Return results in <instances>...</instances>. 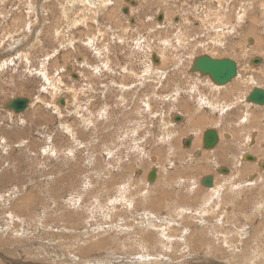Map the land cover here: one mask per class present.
<instances>
[{
	"label": "rangeland",
	"instance_id": "rangeland-1",
	"mask_svg": "<svg viewBox=\"0 0 264 264\" xmlns=\"http://www.w3.org/2000/svg\"><path fill=\"white\" fill-rule=\"evenodd\" d=\"M106 2L76 0L67 17L66 0H0V264H264V106L243 102L250 77L264 89V62H248L264 60V0H136L131 15ZM200 55L233 59L241 78L213 89L189 67ZM15 97L33 102L5 109ZM207 129L222 138L205 149Z\"/></svg>",
	"mask_w": 264,
	"mask_h": 264
},
{
	"label": "bare ground",
	"instance_id": "bare-ground-1",
	"mask_svg": "<svg viewBox=\"0 0 264 264\" xmlns=\"http://www.w3.org/2000/svg\"><path fill=\"white\" fill-rule=\"evenodd\" d=\"M40 1V0H39ZM75 1L76 0H66V3L63 5V7H62V9H63V11H62V13H64V15H67L65 12H66V10L68 9L69 11H70V9H71V11H72V8H73V6H74V4H75ZM199 1H203V2H208V1H211V0H199ZM111 2V0H107V2H106V4H105V6H107L109 3ZM139 2V1H138ZM137 2V3H138ZM137 3H136V0H129V3H128V5H130V6H128L127 7V9H128V11L127 12H129V15H131L132 14V12H133V7L134 6H137ZM165 3V2H164ZM219 3H220V6H222L221 4L223 3H221V0H219ZM225 3H226V5L227 6H224L222 9H224L225 8V10H229L228 9V7H229V5H230V3H232V0H225ZM253 3H254V1H253ZM173 4V3H172ZM205 4V3H204ZM203 4V5H204ZM210 4V3H209ZM208 4V5H209ZM110 5V4H109ZM202 5V6H203ZM206 5V4H205ZM225 5V4H224ZM232 5H233V3H232ZM133 6V7H132ZM200 6V5H199ZM210 6V5H209ZM216 6V5H215ZM235 6V5H234ZM233 6V7H234ZM29 7V6H28ZM39 7V6H38ZM102 7V6H101ZM123 7V6H122ZM160 7V6H159ZM201 7V6H200ZM208 7V6H207ZM212 7V6H211ZM218 7V6H217ZM250 7H253V4H251V5H247V6H244V5H240L239 7H238V13H239V15H238V18H237V22L236 23H238L239 25H241V26H239L240 27V31L243 29V27L245 26V24H246V22H245V19L247 18V17H249V16H247L249 13L247 12V8L249 9ZM32 9H33V7H31ZM122 9V8H121ZM167 9V8H166ZM215 9V8H214ZM217 9V8H216ZM251 9V8H250ZM262 9V8H261ZM205 10V9H204ZM218 10H220L219 8H218ZM224 10V11H225ZM31 11V10H30ZM68 11V12H69ZM84 11H86V9L84 10ZM210 11H212V10H210ZM31 12H33V11H31ZM160 12V11H159ZM159 12H157V14L155 15V20L157 19V15L159 14ZM215 12H218V11H214V13ZM226 12V11H225ZM232 12H234V10L232 11ZM247 12V13H246ZM41 13V12H40ZM220 14V13H219ZM162 15V19H161V21H159L158 22V24L157 23H155L157 26H161V25H159V23H163L162 24V27H164L165 26V24L167 23V21H168V14H167V12H165V11H163V14H161ZM210 16H213L212 14H209ZM215 15V14H214ZM217 15H218V13H217ZM181 16V15H180ZM231 16H232V14H231ZM67 17H68V15H67ZM198 17V16H197ZM218 17V16H217ZM219 17H220V15H219ZM218 17V18H219ZM230 17V16H229ZM228 17V18H229ZM217 18V19H218ZM224 18V17H223ZM227 18V19H228ZM152 19H154V17L152 18ZM216 19V20H217ZM93 20V19H92ZM151 20V19H150ZM176 20V19H175ZM213 20V19H212ZM172 21V20H171ZM208 21V20H207ZM94 22H96L95 24H97V22H98V20L96 19V18H94ZM223 22V21H222ZM229 23V22H228ZM245 23V24H244ZM195 24V23H194ZM215 24H216V22H215ZM214 24V25H215ZM164 25V26H163ZM181 25V24H180ZM217 25V24H216ZM229 25H230V23H229ZM200 26V25H199ZM231 26V25H230ZM237 26V25H236ZM187 27V26H186ZM229 26H228V24H227V28H228ZM190 28V27H189ZM212 28H214L213 30H214V32H216L217 34V36L215 37V39H216V42H215V46L216 45H222L223 46V37H225L224 35H223V33H220L219 31L217 32V30H219L218 28H219V25L218 26H212ZM234 28V27H233ZM205 29V28H204ZM223 29V28H222ZM232 29V28H231ZM235 29V28H234ZM192 30V29H191ZM194 30V29H193ZM229 30L230 29H227V32H229ZM197 32V31H196ZM222 32V31H221ZM223 32H224V30H223ZM57 33V32H56ZM211 32H210V29H208V33L207 34H204V36H206V35H208V34H210ZM177 34H179V33H177ZM212 34V33H211ZM220 34V35H219ZM230 34H232V33H229V35ZM214 35H215V33H214ZM213 35V36H214ZM210 36V35H209ZM142 37V36H141ZM177 37H179V36H177ZM207 37V36H206ZM250 37V36H249ZM249 37H247V39L249 38ZM180 38V37H179ZM197 38V37H196ZM210 39V38H209ZM247 39H246V41H247ZM255 40V39H254ZM253 40V41H254ZM250 41V40H249ZM163 42H167V41H163ZM251 42V41H250ZM256 43V40L254 41V44ZM165 44V43H164ZM208 44V43H207ZM253 44V45H254ZM251 46V45H250ZM258 47H259V43H256V45H254V46H252V49L254 48H256V49H258ZM211 48H213V47H211ZM247 48V47H246ZM215 49V48H214ZM213 49V50H214ZM246 50V49H245ZM247 50H248V48H247ZM215 52V51H214ZM209 53V52H208ZM158 54V53H157ZM153 55H155V57H156V54H152V57H153ZM158 56L159 57H156L157 58V60H158V62H150V63H152L153 64V66H151V68L152 69H150V71H152V70H154V71H156L158 74H160V75H164V73L165 72H163L164 70H159V69H161L160 67L164 64V62H165V59H164V57L162 56V54H158ZM200 56H202V55H200ZM199 57V56H198ZM159 58V59H158ZM197 57H193V59H194V61H195V59H196ZM255 58V57H254ZM259 59H261V62L263 63L264 62V60L262 59V58H260V57H258ZM179 59H180V57H179ZM252 59H253V57H251L250 58V61H248V62H252ZM152 60H153V58H152ZM151 61V60H150ZM260 62V63H261ZM83 63V62H82ZM149 63V64H150ZM154 63H156V64H159V65H155ZM176 63V62H175ZM260 63L259 64H257V63H252L251 65H260ZM181 63H179V65H180ZM193 64H194V62H193ZM192 63H191V66H189L190 67V69L192 68ZM176 67H178V65H177V63L175 64V65H173V68H176ZM251 67V66H250ZM149 69V68H148ZM178 69V68H177ZM45 72V71H44ZM147 74H148V72H147ZM46 75V74H45ZM45 75H44V78H45ZM203 76V75H202ZM75 79L77 80V79H79L80 78V76L79 75H75ZM79 77V78H78ZM208 77L211 79V77L208 75ZM241 78V75L239 74V72L237 71V75L233 78V79H238V80H236L235 82H233L230 86H228V87H226L225 88V90L226 91H228L229 89H231V88H233L232 86L233 85H235L236 84V82L237 81H239V79ZM199 78H197L196 80H198ZM53 81V80H52ZM113 81H114V79H113ZM211 82V85H212V88L213 89H220V88H222L221 86H218V84H215L214 82H213V80H211L210 81ZM249 82L250 83H252L253 84V86H252V89L254 88V86L257 84V80L255 79V78H253V77H250L249 78ZM120 84H122V83H120ZM228 83H226V84H224V85H222L223 87L225 86V85H227ZM53 86V85H52ZM259 86V85H258ZM192 88H191V90L189 91V92H197V94H198V84H197V82H195L194 81V83H193V85L191 86ZM251 92V91H250ZM250 92H248V94L247 95H245L244 97H243V102H245V99H247V97H248V95L250 94ZM175 93V92H174ZM177 95V94H176ZM199 96H200V98L201 99H204V98H206L201 92L199 93ZM240 98H238V100H239ZM65 100V101H64ZM63 100V103L65 102V105L64 106H66L67 104H68V99H67V96L65 97V99ZM29 101H30V103L31 102H33V101H31L30 99H29ZM30 103H29V105H30ZM62 104V103H61ZM60 104V105H61ZM247 105H249V104H247ZM264 106V105H263ZM57 107V106H56ZM228 107V106H227ZM60 109V108H59ZM58 109V110H59ZM225 109V108H224ZM57 110V109H56ZM222 110H223V108H222ZM104 111H105V109H104ZM178 113H180V112H178ZM177 115H179V114H175V115H173L174 117H176ZM180 117H181V120L183 121L184 120V118H183V115L180 113V115H179ZM245 116V115H244ZM244 120H247V118L246 117H244V119H243V121ZM175 121V120H174ZM174 123V122H173ZM208 130V129H207ZM217 131V130H216ZM255 131V130H254ZM257 131V130H256ZM217 133H218V135H219V140H218V142L221 140V136H220V134H219V132L217 131ZM203 135H204V133H203ZM246 137H248L246 140H248V141H250V140H252L251 138H250V136L248 135V136H246ZM250 138V139H249ZM188 139V138H187ZM189 139H191L190 141L192 142V138L190 137ZM255 139V138H254ZM204 143V142H203ZM227 148V147H226ZM225 148V149H226ZM233 148V147H232ZM231 148V150L233 151V149ZM224 149V148H223ZM228 149V148H227ZM226 149V150H227ZM238 149V148H237ZM216 150V149H215ZM230 149H229V151H231ZM218 151V150H217ZM213 152V151H212ZM215 152V151H214ZM220 152V151H219ZM197 152L195 151V153L194 154H196ZM193 154V155H194ZM245 154V153H244ZM243 154V155H244ZM249 154V153H248ZM251 154V153H250ZM219 155V154H218ZM253 155V154H252ZM254 156V155H253ZM194 157V156H193ZM220 157V156H219ZM221 157H223V156H221ZM237 157V156H236ZM255 157V156H254ZM241 159H242V157H241ZM217 160H219L218 158H217ZM233 160V159H232ZM212 161L215 163V165L216 166H218L219 167V165L217 164L218 162L215 160V158H212ZM257 161V160H256ZM263 163V162H262ZM261 163V164H262ZM260 165V164H259ZM262 167V166H261ZM154 169V168H153ZM158 169V168H157ZM209 169V168H208ZM218 169H221L220 167L218 168ZM229 169V168H228ZM156 170V169H155ZM156 171H158V170H156ZM230 171H231V169H230ZM237 174H238V177H240V172H239V170H237V172H236ZM236 173H234V174H236ZM229 174V173H228ZM214 176V175H213ZM228 177H230L231 178V174L230 175H228V176H226L225 178H223V180L224 179H227ZM236 177H237V175H236ZM254 180H252V183L254 184L255 183V179L256 178H253ZM217 181V179H216V177H213V188L212 189H209L210 191H211V193H209L210 195H209V197H208V199L206 200V202L208 203V205L209 206H211L212 204H214V205H218V208H219V206H221L222 204H220V202L222 201V198H223V195H224V191H222L221 190V188H222V186H221V184H219V186H217L216 184H215V182ZM225 181H227V180H225ZM228 181H229V179H228ZM231 181V180H230ZM222 183V182H221ZM225 183V182H224ZM230 182H228V184H229ZM242 183V182H241ZM250 183V180H247V182L245 181L244 183H242V184H249ZM253 184H251V185H253ZM150 185H152V184H150ZM227 185V184H226ZM236 185V184H235ZM239 185V184H238ZM248 186H250V185H248ZM224 187H226V186H224ZM238 188V187H237ZM233 190V189H232ZM212 191H213V194H212ZM235 191V190H234ZM256 197V196H255ZM260 197V196H259ZM114 206V205H113ZM260 206V205H259ZM259 206H258V208H259ZM187 210V209H186ZM193 211V210H192ZM149 212H150V210H149ZM261 212V211H260ZM259 212V213H260ZM151 216V215H150ZM155 220V219H154ZM202 221V220H201ZM223 221V219L222 218H220L219 220H218V224H220V226H221V224L222 223H219V222H222ZM167 224V223H166ZM175 224V223H174ZM209 223H205V226L206 225H208ZM186 226V225H185ZM233 227V226H232ZM234 228V227H233ZM232 228V229H233ZM98 229V228H97ZM235 229V228H234ZM225 229H223V231H224ZM221 232V231H220ZM229 232H230V230H229ZM231 232H233V231H231ZM241 232H242V230H241ZM247 232V231H246ZM225 233H227V231H225ZM224 233V234H225ZM240 233V232H239ZM219 234V233H218ZM240 234H242V233H240ZM244 234V233H243ZM242 234V235H243ZM226 235V234H225ZM246 235H248V234H246ZM199 236V235H198ZM232 236V235H231ZM221 237V236H220ZM233 237H235V236H233ZM229 238H230V235H229ZM236 238H237V236H236ZM224 239V238H223ZM223 239H220V240H222L223 241ZM226 239V238H225ZM256 240V239H255ZM192 241V240H191ZM232 241V240H231ZM235 241V240H234ZM217 243H218V241H217ZM192 244H194V245H196V246H198V245H200V244H203V243H198L197 241H196V239H195V242H193ZM219 245H220V243H219ZM236 246V245H235ZM186 248V247H185ZM211 247H209V249H210ZM188 249V248H187ZM208 249V250H209ZM189 250H190V247H189ZM188 250V251H189ZM215 250L216 251H219V248H215ZM256 251V250H255ZM256 253V252H255ZM186 254V253H185ZM190 254V253H189ZM190 257V256H189ZM206 257V256H205ZM147 258V257H146ZM194 258V257H193ZM140 260L138 261V262H140V261H151V259H144V256H142V258H139ZM184 259H186V257L184 258ZM192 259V258H191ZM135 260H138L137 258H135ZM173 260V259H172ZM187 260H189V258L187 259ZM227 260V259H226ZM166 261V260H165ZM168 262H169V260H168ZM173 263V262H172ZM202 263V262H201ZM216 263V262H215ZM221 263V262H220ZM223 263V262H222ZM186 264V263H185Z\"/></svg>",
	"mask_w": 264,
	"mask_h": 264
},
{
	"label": "water",
	"instance_id": "water-1",
	"mask_svg": "<svg viewBox=\"0 0 264 264\" xmlns=\"http://www.w3.org/2000/svg\"><path fill=\"white\" fill-rule=\"evenodd\" d=\"M127 13V8L123 10ZM162 15L159 14L157 20L161 21ZM153 61L158 62L155 55H153ZM261 59L255 57L252 59V63L259 64ZM192 72L200 71L202 75H209L213 82L218 85H224L230 82L237 75V64L231 58L217 59L209 55H202L195 59L194 64L191 68ZM75 77V75H74ZM248 102H252L257 105H264V89L260 87H254L250 94L247 97ZM29 98L26 97H15L11 99L8 103L4 105L5 109L13 110L16 113H21L29 107ZM60 103H63L61 101ZM175 121L179 122L181 117L177 115L173 118ZM219 135L215 129H208L204 132L203 141L204 148H213L218 144ZM191 144L190 139L185 141V147H188ZM245 158L249 161H254L255 158L253 155H246ZM264 168V164H262ZM222 173H227V168H221ZM157 171L153 169L149 173V180L153 181L156 178ZM202 184L206 187H211L213 185L212 176L208 175L202 179Z\"/></svg>",
	"mask_w": 264,
	"mask_h": 264
},
{
	"label": "crops",
	"instance_id": "crops-1",
	"mask_svg": "<svg viewBox=\"0 0 264 264\" xmlns=\"http://www.w3.org/2000/svg\"><path fill=\"white\" fill-rule=\"evenodd\" d=\"M185 141H186V140H185ZM263 164H264V163H263ZM262 168H263V167H262ZM150 172H151V171H150ZM148 176H149V174H148ZM156 177H157V175H156ZM148 179H149V178H148ZM155 179H156V178H155ZM155 179H154V180H155ZM154 180H153V181H154ZM149 181H150V180H149ZM149 181H148V182H149ZM153 181H150V182H153Z\"/></svg>",
	"mask_w": 264,
	"mask_h": 264
},
{
	"label": "flooded vegetation",
	"instance_id": "flooded-vegetation-1",
	"mask_svg": "<svg viewBox=\"0 0 264 264\" xmlns=\"http://www.w3.org/2000/svg\"><path fill=\"white\" fill-rule=\"evenodd\" d=\"M253 136H254V135H253ZM253 136H252V138H254ZM252 140H253V139H252ZM254 158H255V157H254ZM262 164H263V163H262ZM262 164H261V166H262Z\"/></svg>",
	"mask_w": 264,
	"mask_h": 264
}]
</instances>
